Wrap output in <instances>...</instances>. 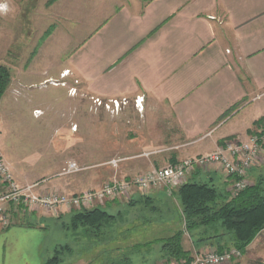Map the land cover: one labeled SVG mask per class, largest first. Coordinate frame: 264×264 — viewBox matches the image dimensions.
<instances>
[{"label": "crops", "instance_id": "1", "mask_svg": "<svg viewBox=\"0 0 264 264\" xmlns=\"http://www.w3.org/2000/svg\"><path fill=\"white\" fill-rule=\"evenodd\" d=\"M55 7L75 9L79 25L87 26L66 69L91 94L127 98L137 118L132 136L138 153L156 151L137 172L214 151L224 138L246 139L263 121L264 0H57ZM169 137L177 139L162 141ZM202 141L199 150H188ZM260 176L264 164L248 171L250 183ZM189 177L229 193V180L216 168L196 169ZM144 194L172 201L163 187ZM14 215L10 226L0 223V264H45L48 217ZM175 215L173 227L182 229L181 212ZM169 221L159 222L166 232ZM188 240L183 246L192 254L207 247ZM147 244L134 242L130 250ZM153 246L158 249L151 253L130 251L129 263L143 255L141 264L171 263L161 242Z\"/></svg>", "mask_w": 264, "mask_h": 264}, {"label": "rangeland", "instance_id": "2", "mask_svg": "<svg viewBox=\"0 0 264 264\" xmlns=\"http://www.w3.org/2000/svg\"><path fill=\"white\" fill-rule=\"evenodd\" d=\"M56 1L0 0V66L10 75L0 97V153L20 184L37 182L40 192L77 194L101 188L108 181L144 174L147 171H137H141L144 161L156 151L138 153L137 137L132 136L137 132L132 128L137 118L131 102L118 110L97 105L95 98L103 101L112 98L89 93L81 78L66 69V65H72L67 55L86 38L87 26L79 25L80 16L75 14V9L56 8ZM68 16L75 26L68 24L71 22ZM261 125L262 122L255 130ZM175 139L169 137L162 141L172 144ZM233 139L237 138H224L220 144ZM205 142L195 143L188 150L197 151ZM114 159L119 160L116 167L108 163ZM70 162L76 163L78 170L62 174ZM129 194L128 199H108L92 206H101L114 216L110 224L102 225L97 236L84 232V227L75 230L65 227L62 220H69L67 210L62 211L67 214L58 217L43 210L15 215L33 214L44 220L48 217L47 255L52 257L58 253L60 264L71 260L76 264H100L101 261L130 264L133 252H154L160 248V245L153 246L155 240L160 241L177 230L172 222L178 220L175 214L180 211V205L173 193L167 192L172 201L148 197L150 205L145 203L147 195L141 190L132 189ZM167 220H170L171 232L160 225ZM189 236L183 233L182 243L189 241ZM137 241L152 242V245H148V250L142 245L130 250ZM263 248L264 230L240 257L225 264H264V250L259 255ZM142 258L136 259L135 264H141ZM170 262L175 264L176 260Z\"/></svg>", "mask_w": 264, "mask_h": 264}, {"label": "built area", "instance_id": "3", "mask_svg": "<svg viewBox=\"0 0 264 264\" xmlns=\"http://www.w3.org/2000/svg\"><path fill=\"white\" fill-rule=\"evenodd\" d=\"M142 98H136L135 103L140 105ZM97 105L119 109L127 104L126 98H112L103 101L95 98ZM119 160L108 163L116 167ZM264 164V119L262 125L246 139L228 140L219 144L214 151L187 157L175 163L162 167H154L144 174H136L124 180L108 181L101 188L65 194L61 192L38 191L39 183L20 184L4 161L0 153V179L3 190L0 192V223L4 227L12 224V217L16 213L30 210H43L53 215L67 213L72 210L90 209L98 203L108 199H128L132 189H139L146 193L152 188L163 187L168 193L185 183L196 169L209 170L216 168L229 180V193L236 196L239 192L251 185L248 171L254 166ZM78 166L74 162L68 163L62 174L74 172ZM242 252L231 248L219 253L214 247H206L203 251L192 254L191 260H176L175 264H225L240 257Z\"/></svg>", "mask_w": 264, "mask_h": 264}, {"label": "trees", "instance_id": "4", "mask_svg": "<svg viewBox=\"0 0 264 264\" xmlns=\"http://www.w3.org/2000/svg\"><path fill=\"white\" fill-rule=\"evenodd\" d=\"M10 80L9 72L0 66V97ZM172 163H175L174 161ZM180 205L182 229H177L168 237L161 238L162 251L169 259L190 261L192 253L182 243L183 233L187 232L195 243L214 247L222 253L237 248L242 253L247 246L264 230V178L258 177L236 196L220 191L210 181H199L188 177L187 181L172 190ZM145 203L151 204L146 197ZM109 201H107L108 203ZM106 203V204H107ZM65 227H84V232L97 236L102 225L110 224L114 216L101 206L72 210ZM64 215V214H63ZM92 235V234H91ZM148 242L147 245H149ZM55 253L45 264H57Z\"/></svg>", "mask_w": 264, "mask_h": 264}, {"label": "bare ground", "instance_id": "5", "mask_svg": "<svg viewBox=\"0 0 264 264\" xmlns=\"http://www.w3.org/2000/svg\"><path fill=\"white\" fill-rule=\"evenodd\" d=\"M66 72H68V71H66ZM65 76V75H64Z\"/></svg>", "mask_w": 264, "mask_h": 264}]
</instances>
